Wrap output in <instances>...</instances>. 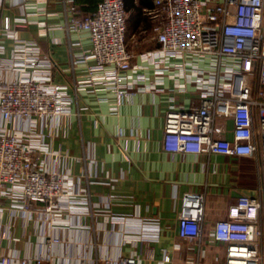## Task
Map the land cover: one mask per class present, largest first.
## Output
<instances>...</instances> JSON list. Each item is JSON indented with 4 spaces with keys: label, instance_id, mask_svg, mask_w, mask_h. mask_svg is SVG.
Segmentation results:
<instances>
[{
    "label": "crops",
    "instance_id": "obj_1",
    "mask_svg": "<svg viewBox=\"0 0 264 264\" xmlns=\"http://www.w3.org/2000/svg\"><path fill=\"white\" fill-rule=\"evenodd\" d=\"M74 2L79 12H86L96 0ZM156 13L152 0L149 6L126 8L124 41L133 64L128 71L143 76L137 89L116 103L109 89L80 81L90 59L74 60V55L89 45L88 33L65 27L69 12L62 0H0V20L4 14L10 18L24 14L27 26L19 36L34 40L50 55L51 78L64 83L72 97L68 113L33 116L28 128L25 120L0 117V129L25 127V132L40 135L46 145L36 151L42 167L63 172L69 181L87 189L86 201L59 210H44L39 200L21 206L16 198L0 195V253L89 263H100L103 257L111 261L121 254L133 255L135 264H223L222 241L177 234L178 196L183 189H204L203 230L225 216L228 204L239 194L257 195L263 202L258 152L161 147L168 102L194 104L197 92L178 73L173 57L159 72L152 62L140 58V51L157 44L151 30ZM10 47L11 39L0 26V83L16 73L8 63ZM215 121L223 128L220 134L229 137L231 118L217 116ZM263 209L262 203L258 210L262 234ZM154 230L155 235H148ZM52 236L57 239L47 244Z\"/></svg>",
    "mask_w": 264,
    "mask_h": 264
},
{
    "label": "built area",
    "instance_id": "obj_2",
    "mask_svg": "<svg viewBox=\"0 0 264 264\" xmlns=\"http://www.w3.org/2000/svg\"><path fill=\"white\" fill-rule=\"evenodd\" d=\"M157 19L151 30L157 44L139 52L141 59L162 71L168 57L185 80L193 83L197 102L183 106L168 102L161 124V147L172 151H215L226 154L258 152L260 190L239 194L226 215L203 230L204 189H183L176 208L177 234L205 236L224 243L223 264H264V240L259 207L264 208V0H152ZM69 15L67 29L87 30L89 45L74 55L85 63L81 82L98 83L121 102L137 89L142 73L131 76L132 53L124 41L126 8L123 0H96L79 12L74 0H62ZM2 31L11 39L9 65L15 75L0 83V117L25 120L70 111L71 95L51 78L50 55L34 40L19 36L27 26L24 14L2 15ZM96 72H98L96 74ZM182 85V84H181ZM115 107V105H112ZM217 116L231 118L230 136L220 132ZM0 129V195L39 200L44 210H59L84 202L87 189L69 181L63 172L47 170L36 151L45 150L40 135L27 128ZM80 195V196H78ZM117 218L121 216L113 215ZM264 218V209H263ZM155 230L148 235H155ZM49 237L47 244L56 240ZM162 258H167V253ZM133 255L89 263L54 260L48 255L15 256L0 253V264H135Z\"/></svg>",
    "mask_w": 264,
    "mask_h": 264
},
{
    "label": "trees",
    "instance_id": "obj_3",
    "mask_svg": "<svg viewBox=\"0 0 264 264\" xmlns=\"http://www.w3.org/2000/svg\"><path fill=\"white\" fill-rule=\"evenodd\" d=\"M125 8H132L135 10L138 5H151V0H136L135 2H132V0H123Z\"/></svg>",
    "mask_w": 264,
    "mask_h": 264
},
{
    "label": "water",
    "instance_id": "obj_4",
    "mask_svg": "<svg viewBox=\"0 0 264 264\" xmlns=\"http://www.w3.org/2000/svg\"><path fill=\"white\" fill-rule=\"evenodd\" d=\"M262 235H263L262 238L264 240V224H263V234Z\"/></svg>",
    "mask_w": 264,
    "mask_h": 264
}]
</instances>
